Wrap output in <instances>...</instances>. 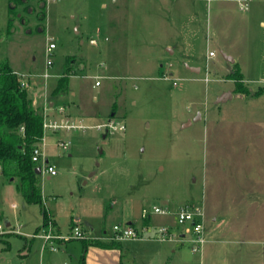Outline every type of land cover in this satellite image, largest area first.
Returning <instances> with one entry per match:
<instances>
[{
	"label": "rangeland",
	"instance_id": "rangeland-1",
	"mask_svg": "<svg viewBox=\"0 0 264 264\" xmlns=\"http://www.w3.org/2000/svg\"><path fill=\"white\" fill-rule=\"evenodd\" d=\"M22 1L11 13L0 0V62L26 75L38 107L60 102L81 127L47 133L40 163L57 173L38 174L42 204L0 172V264H80L85 242L103 236L57 239L56 250L43 236L68 235L73 219L106 240L133 222L140 235L107 240L121 245L123 264H264V91L237 93L223 55L237 58L247 87L264 89V0ZM64 72L68 90L53 96ZM227 89L235 97L217 103ZM185 204L204 209L207 242L196 252L189 233L157 237L161 225L176 236L188 226L174 213L148 225L141 216ZM98 251L86 262L111 264Z\"/></svg>",
	"mask_w": 264,
	"mask_h": 264
},
{
	"label": "trees",
	"instance_id": "trees-1",
	"mask_svg": "<svg viewBox=\"0 0 264 264\" xmlns=\"http://www.w3.org/2000/svg\"><path fill=\"white\" fill-rule=\"evenodd\" d=\"M10 12L16 13V6L22 0H10ZM12 20L10 21V25ZM228 73L234 80L235 91L244 96H258L264 89L252 91L244 81V75L237 64ZM70 74L64 72L52 89L53 96L64 95L68 90ZM44 133L43 109L35 105L27 87L22 86L17 72L7 61L0 62V171L10 180H16L17 188L30 204H42V191L36 173V163L32 156L35 146ZM47 210L43 216L46 220ZM39 229L37 230V232ZM36 232V233H37ZM89 244L103 247L121 246L102 241L85 242L80 264H86Z\"/></svg>",
	"mask_w": 264,
	"mask_h": 264
},
{
	"label": "built area",
	"instance_id": "built-area-1",
	"mask_svg": "<svg viewBox=\"0 0 264 264\" xmlns=\"http://www.w3.org/2000/svg\"><path fill=\"white\" fill-rule=\"evenodd\" d=\"M243 8H248L247 3L244 5L242 3ZM55 43L51 42L47 48L48 56L51 54V51L53 48H55ZM214 51L209 52V56L214 55ZM53 61L48 58L47 65H52ZM18 74V73H17ZM19 79L21 81L22 86L27 87L28 81L25 78L26 75L24 74H18ZM44 78H49L50 74L48 72L43 74ZM164 78H171L170 75L164 76ZM96 84H100V81L97 80ZM49 106L45 105L43 109L44 114V133L42 137V141L35 146L33 150V160L38 163V166L41 167L42 171H46L50 173L51 175H55L57 173L55 167L50 164L48 161H43L44 165L41 164L43 150L41 149V146L45 143V139L47 136V133L49 131L58 133L63 130H72L81 127V124L76 123L74 119H72L69 114L66 113V107L64 105H58L56 110L59 114L58 117L51 116L48 112ZM104 126L103 124H100L99 127ZM108 126L112 127L114 129H124L125 126L123 124L117 125L113 121H108ZM59 145L66 148L70 145L69 141L59 139ZM167 213H174L178 223L188 226L185 228V230L179 234V236H176L175 233H173L171 227L168 225H161L159 226L157 230V237L162 240H178V241H185L186 240V233H189L191 237L189 238V241L192 242V251L196 252L199 249L203 247V245L206 243L207 238L205 235V214L204 210L200 207H194L190 204H185L179 206L175 211L171 212L169 208L160 207L158 205L152 206V207H144L142 208L141 216L143 219L150 218L153 214H167ZM144 229V228H143ZM140 230L133 227L132 225H121V224H115L114 225V232L111 234L108 239L115 238V239H123L124 237H136L140 235ZM45 238V247L49 244L51 250H56V240L57 239H67V238H74V239H87L90 237L89 231L81 228L80 226L76 225L74 226L70 233L68 235L63 234H55L51 229H47L45 231V234L43 235ZM67 264V263H64Z\"/></svg>",
	"mask_w": 264,
	"mask_h": 264
},
{
	"label": "crops",
	"instance_id": "crops-1",
	"mask_svg": "<svg viewBox=\"0 0 264 264\" xmlns=\"http://www.w3.org/2000/svg\"><path fill=\"white\" fill-rule=\"evenodd\" d=\"M263 24H264V22H262ZM170 49V48H169ZM212 51V50H211ZM222 51H224V50H222ZM223 53H225L226 55H229V56H231L230 54H228L227 52H226V50L223 52ZM208 57V56H207ZM233 59H234V61L233 62H231V61H229L228 59H226L225 57V59L224 60H226L227 62H230V63H233L234 65L235 64H237L238 66H239V68L241 69V67H240V64H239V61L237 60V58L235 57H233V56H231ZM187 65V68H188V70L190 71V72H200L201 70H202V67H201V64H194V65H189V64H186ZM242 71V70H241ZM171 73V76L173 77V71H171L170 72ZM243 73V72H242ZM243 75H244V73H243ZM244 77H245V75H244ZM166 79H170V78H166ZM244 81H245V78H244ZM246 82V81H245ZM248 86V85H247ZM254 91V90H253ZM224 92H230L231 93V95L229 96V97H227L226 98V101H228V100H230V99H233L234 97H235V94H234V91L232 90V89H227V90H223L221 93H219L218 94V96L219 95H221L222 93H224ZM260 95V94H259ZM39 96L37 97V96H35V95H33V99H34V103H35V105L37 104V103H39ZM226 101H224V102H226ZM49 104H48V106L50 107L49 108V110H48V112H49V114L51 115V116H55V117H58L59 116V114H58V112H57V110H56V108H57V106L58 105H61V103L59 102V104H57V101H56V103H55V101H50V102H48ZM199 115H200V117L202 118L203 116H202V113L199 111ZM198 115V116H199ZM70 116V115H69ZM198 116L196 117V119L198 118ZM71 117V116H70ZM51 134H55L54 132H51V131H49ZM59 133V132H58ZM47 136H48V134H47ZM59 140V139H58ZM46 161H48L49 162V160L48 159H45ZM1 172V171H0ZM12 181H16V180H10V179H8V181L7 182H12ZM16 186H17V183H16ZM15 205V204H14ZM13 205V206H14ZM204 210V209H203ZM214 217H215V215H213ZM151 218V217H150ZM145 220V224L146 225H148L149 224V220L150 219H144ZM73 222H76V224L78 225V226H80L81 228H83V229H85V230H87V231H89V233L91 234H96V235H99V236H103V237H100V241H102V242H104V243H107V244H109L108 243V239L106 240V236L107 235H109L108 233H107V231L106 230H104L103 232H95L94 231V228L92 227L91 228V230H89L87 227H86V225L82 222V221H76V220H72L71 222H70V226L72 225V223ZM143 223V224H144ZM128 224H130V225H132L133 227H135V228H137L136 227V225L135 224H133V222H129ZM7 226H11V223L10 222H8L7 221ZM206 226V225H205ZM59 227V226H58ZM169 227H171V229H172V225H169ZM138 229V228H137ZM59 231L61 232V230H60V228H59ZM70 231H71V228H70ZM69 231V232H70ZM68 232V233H69ZM62 233V232H61ZM63 234V233H62ZM111 235V234H110ZM103 238V239H102ZM207 242V241H206ZM95 246H98V245H95V244H91V247H89L88 246V249H87V252L89 253V251L91 252L92 250H100V251H98L99 253H101V255L105 258V259H107L108 261H110L111 262V264H123V262H122V258H121V254H120V252H122V248H121V246H111V247H103V246H99V247H97L98 249H96L95 248ZM87 252H86V255H87ZM89 257V256H88ZM65 263V262H64ZM91 262H90V260H89V258H88V260H87V262H86V264H90ZM92 264V263H91Z\"/></svg>",
	"mask_w": 264,
	"mask_h": 264
},
{
	"label": "water",
	"instance_id": "water-1",
	"mask_svg": "<svg viewBox=\"0 0 264 264\" xmlns=\"http://www.w3.org/2000/svg\"><path fill=\"white\" fill-rule=\"evenodd\" d=\"M223 55H224V57H225L226 59H228L229 61H231V62L234 61V59H233L231 56L226 55L225 53H223ZM230 95H231L230 92H224V93H222L221 95H219V96L217 97L216 102H217V103L224 102V101H226V98L229 97ZM41 172H42L41 167H40V166H37V167H36V173H37V174H40Z\"/></svg>",
	"mask_w": 264,
	"mask_h": 264
}]
</instances>
